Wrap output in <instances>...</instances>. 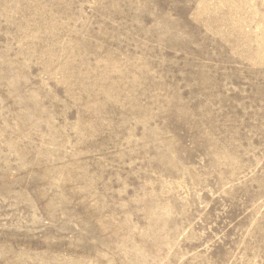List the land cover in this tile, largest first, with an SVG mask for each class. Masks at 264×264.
Here are the masks:
<instances>
[{
	"label": "rangeland",
	"instance_id": "obj_1",
	"mask_svg": "<svg viewBox=\"0 0 264 264\" xmlns=\"http://www.w3.org/2000/svg\"><path fill=\"white\" fill-rule=\"evenodd\" d=\"M0 264H264V0H0Z\"/></svg>",
	"mask_w": 264,
	"mask_h": 264
}]
</instances>
